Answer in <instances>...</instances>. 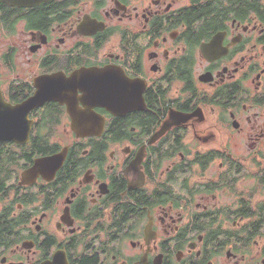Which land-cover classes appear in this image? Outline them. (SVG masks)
Masks as SVG:
<instances>
[{
  "label": "flooded vegetation",
  "instance_id": "1",
  "mask_svg": "<svg viewBox=\"0 0 264 264\" xmlns=\"http://www.w3.org/2000/svg\"><path fill=\"white\" fill-rule=\"evenodd\" d=\"M2 37L5 100L51 98L0 143V264H264V0H0Z\"/></svg>",
  "mask_w": 264,
  "mask_h": 264
},
{
  "label": "water",
  "instance_id": "2",
  "mask_svg": "<svg viewBox=\"0 0 264 264\" xmlns=\"http://www.w3.org/2000/svg\"><path fill=\"white\" fill-rule=\"evenodd\" d=\"M43 78L49 81L51 77ZM74 78L70 81H73ZM83 91L90 93V96L93 94L91 88H86ZM49 98L51 97L43 96L38 93L26 102L18 105H11L5 101L0 87V143L6 141H14L19 144L28 143L33 124V121L29 119V113L32 109L39 107Z\"/></svg>",
  "mask_w": 264,
  "mask_h": 264
},
{
  "label": "rangeland",
  "instance_id": "3",
  "mask_svg": "<svg viewBox=\"0 0 264 264\" xmlns=\"http://www.w3.org/2000/svg\"><path fill=\"white\" fill-rule=\"evenodd\" d=\"M5 35V30L4 29H2V33H1V36H4ZM3 40H5V42H8V39L7 38H4V37H2L1 38V43H0V54H1V52L3 51ZM17 50L19 51L20 50V40H19V45H18V47H17ZM16 55H17V58H15V61H16V63L18 64L19 62H23L24 61V59H22V58H20L19 57V55L16 53ZM39 55H28V57L25 59V63L22 65V67L21 66H18V68H19V73H16V74H18V76L20 77H18L17 75H15V82H16V85H18V84H21L22 83V81H25V80H22V79H26V78H28L30 75H34V77H35V73H37L38 74V72H39V67L37 66V61H38V57ZM37 60V61H36ZM28 61H32V65H31V67H29L28 65H27V62ZM29 80H31V78L29 79ZM10 81H13V80H11L10 79ZM62 126H64V124L62 125ZM61 126V127H62ZM57 128V129H55V131H54V133H53V138H52V140L53 141H55V140H59V137H60V135H61V132H62V128ZM241 138L242 137H236L235 138V140H241ZM227 145H231L230 144V138H228V142H227Z\"/></svg>",
  "mask_w": 264,
  "mask_h": 264
},
{
  "label": "trees",
  "instance_id": "4",
  "mask_svg": "<svg viewBox=\"0 0 264 264\" xmlns=\"http://www.w3.org/2000/svg\"><path fill=\"white\" fill-rule=\"evenodd\" d=\"M43 16H44V17H46V15H45V14H43ZM87 264H92V262H88Z\"/></svg>",
  "mask_w": 264,
  "mask_h": 264
}]
</instances>
